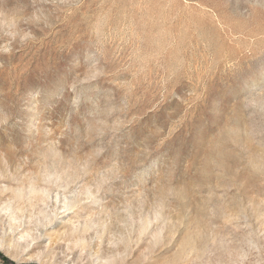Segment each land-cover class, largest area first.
Here are the masks:
<instances>
[{
  "label": "rangeland",
  "instance_id": "obj_1",
  "mask_svg": "<svg viewBox=\"0 0 264 264\" xmlns=\"http://www.w3.org/2000/svg\"><path fill=\"white\" fill-rule=\"evenodd\" d=\"M0 264H264V0H0Z\"/></svg>",
  "mask_w": 264,
  "mask_h": 264
},
{
  "label": "trees",
  "instance_id": "obj_2",
  "mask_svg": "<svg viewBox=\"0 0 264 264\" xmlns=\"http://www.w3.org/2000/svg\"><path fill=\"white\" fill-rule=\"evenodd\" d=\"M1 258H3L2 256H0ZM3 259H5V258H3Z\"/></svg>",
  "mask_w": 264,
  "mask_h": 264
}]
</instances>
